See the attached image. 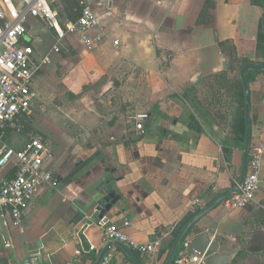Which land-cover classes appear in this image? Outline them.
Here are the masks:
<instances>
[{
  "label": "crops",
  "instance_id": "obj_1",
  "mask_svg": "<svg viewBox=\"0 0 264 264\" xmlns=\"http://www.w3.org/2000/svg\"><path fill=\"white\" fill-rule=\"evenodd\" d=\"M63 2L64 14L75 20L79 3ZM89 5L105 41L90 49L69 36L67 48L36 74L32 113L20 119L26 130L0 133V143L17 150L32 135H44L53 156L49 167L60 182L40 190L22 231H9L0 221V264H25L33 255L40 264H94L107 244L95 226L100 219H93L94 190L106 177L114 179L122 205L104 219L141 244L162 238L155 259L133 252L144 264H166L184 226L238 185L243 148L225 141L241 108L238 64H264V8L253 0ZM28 32L25 41L33 45L37 65L52 46L53 31L34 20ZM250 90L252 142L264 145V72L255 75ZM136 114L149 115L145 136L138 135ZM195 201L205 206L194 213L189 209ZM86 224L90 253L78 238ZM192 232L209 234L219 254L235 255L233 264H264V156L256 201L243 210L223 202ZM107 257L131 262L117 246Z\"/></svg>",
  "mask_w": 264,
  "mask_h": 264
},
{
  "label": "built area",
  "instance_id": "obj_2",
  "mask_svg": "<svg viewBox=\"0 0 264 264\" xmlns=\"http://www.w3.org/2000/svg\"><path fill=\"white\" fill-rule=\"evenodd\" d=\"M77 2L80 15L70 20L64 14L63 0H0V130L11 128L23 131L20 119L32 113L35 99L32 85L36 74L50 62L52 55H59L67 48L69 36L76 37L84 47L90 49L105 41L106 34L89 0ZM31 20L43 23L53 31L52 46L37 65L34 63L35 49L25 41ZM148 118V114L134 116L139 136L146 135L144 123ZM263 156L264 145L252 142L245 180L239 193L225 201L226 208L243 210L256 201L262 182ZM52 157V150L44 135H32L21 150L0 143V174L4 173L0 181V221L9 231L11 228L23 230L25 218L40 190L59 186V179L48 164ZM204 206L195 201L189 210L195 213ZM128 225L125 223V227ZM95 226L102 231L106 242L119 241L143 257L157 258L163 246L162 238L147 244L138 243L122 227L104 218L98 220ZM11 246L12 236L9 235L5 247ZM181 252L174 264H205L206 255L189 251L187 243ZM25 264H40L38 256L33 255ZM65 264L76 262L70 260ZM102 264L133 263H115L106 257Z\"/></svg>",
  "mask_w": 264,
  "mask_h": 264
},
{
  "label": "water",
  "instance_id": "obj_3",
  "mask_svg": "<svg viewBox=\"0 0 264 264\" xmlns=\"http://www.w3.org/2000/svg\"><path fill=\"white\" fill-rule=\"evenodd\" d=\"M262 33L264 35V17L262 20ZM249 72H264V64L261 63H248L240 69V79L244 92V110L246 119V137L243 147V158H242V168L241 175L238 182L234 188L225 191L220 197H218L214 202H212L205 209L201 210L196 214L181 230L177 236L173 247L171 249L168 261L166 264H173L176 254L178 251L185 248L187 243V249L191 252H197L201 256L206 255V264H233L235 255L222 253L219 254V244L217 242H212L209 234H193L192 228L198 221L211 212L213 209L218 207L221 203L225 202L230 196L239 193L241 186L246 177L247 165L249 152L252 144V119H251V90L250 84L247 80V74ZM113 178L106 177L104 181L95 187V213L93 219H103L114 214L119 207L122 205V197L117 193V189L112 186ZM90 224H86L82 227L78 233V238L81 241L84 251L91 252L92 244L85 235V231L88 229ZM186 243L183 245V241ZM117 246L122 249L126 256L130 259L133 264H144L130 249L127 245L119 241H110L102 248L101 253L94 262V264H102L104 259L108 256L112 247Z\"/></svg>",
  "mask_w": 264,
  "mask_h": 264
},
{
  "label": "trees",
  "instance_id": "obj_4",
  "mask_svg": "<svg viewBox=\"0 0 264 264\" xmlns=\"http://www.w3.org/2000/svg\"><path fill=\"white\" fill-rule=\"evenodd\" d=\"M253 2L257 5H260L264 8V0H253ZM72 17V16H71ZM261 40L264 41V35L261 33ZM224 46V45H221ZM245 63L242 65L238 64V69L240 70ZM259 72H249L247 74V80L249 84L252 82L254 79L255 75L258 74ZM240 97H241V108L240 111L233 123L232 129H233V134L231 137L226 139V144L231 146V147H239L243 148L244 147V142H245V137H246V119H245V110H244V92H243V87L242 83L240 84Z\"/></svg>",
  "mask_w": 264,
  "mask_h": 264
},
{
  "label": "rangeland",
  "instance_id": "obj_5",
  "mask_svg": "<svg viewBox=\"0 0 264 264\" xmlns=\"http://www.w3.org/2000/svg\"><path fill=\"white\" fill-rule=\"evenodd\" d=\"M64 3V2H63ZM66 7V4L64 3V8ZM31 21H34V20H31ZM28 27H29V25H28ZM33 28V27H32ZM28 34V35H27ZM26 35H25V39L27 40L28 39V37H29V32L27 33ZM65 90L60 86L59 87V89H58V92H60V93H63ZM93 97H96V94L95 95H93ZM79 97H76V99H78ZM78 104V103H77ZM25 124V125H24ZM26 124H27V122L26 123H22V125H23V127H25L26 126ZM22 127V128H23ZM23 130H26V128H23ZM7 133V134H9V135H11V136H15V135H17V134H21L20 132H18V131H15V130H13V129H11V128H6L5 130H0V133ZM15 132H17V133H15Z\"/></svg>",
  "mask_w": 264,
  "mask_h": 264
}]
</instances>
